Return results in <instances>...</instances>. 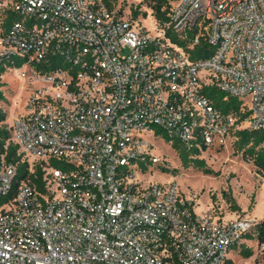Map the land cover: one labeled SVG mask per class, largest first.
Returning a JSON list of instances; mask_svg holds the SVG:
<instances>
[{"label": "built area", "instance_id": "1", "mask_svg": "<svg viewBox=\"0 0 264 264\" xmlns=\"http://www.w3.org/2000/svg\"><path fill=\"white\" fill-rule=\"evenodd\" d=\"M8 7L22 18L4 26ZM140 20L103 0H0V63L26 58L6 70L35 83L12 139L44 170L43 189L25 180L4 201L17 167L0 163V264H232L259 223L145 177L165 164L157 127L188 148L264 128V0H177L162 26ZM169 30L212 54L191 58ZM53 54L70 68L34 67ZM206 85L249 117L216 107Z\"/></svg>", "mask_w": 264, "mask_h": 264}, {"label": "rangeland", "instance_id": "2", "mask_svg": "<svg viewBox=\"0 0 264 264\" xmlns=\"http://www.w3.org/2000/svg\"><path fill=\"white\" fill-rule=\"evenodd\" d=\"M113 8H119L121 12L132 17V11L139 9L146 11L137 19L153 26L155 19L149 0H111ZM177 2V0H171ZM23 78L16 70L7 69L1 76L5 82L3 87L6 95L5 101H0V108L4 109L8 116L5 121L11 127L14 118L24 110V105L30 90L35 86L29 78ZM234 137L230 136L225 143L217 146H208L201 152L208 166L213 170L211 174H205L202 170L194 167L184 168L177 152L170 142L165 139L155 141L156 154L162 157L165 166L176 168L177 173L165 172L161 165L149 162L148 174L145 181L171 182L176 180L181 190L188 196L193 197L197 210L217 208L227 215L251 216L260 222L264 217V174L259 172L256 165L244 158L242 153H236L233 146ZM254 232V230H253ZM244 246L253 248L251 257H244L239 247L231 249L229 255L232 264H255L264 262V244H259L257 238H248Z\"/></svg>", "mask_w": 264, "mask_h": 264}, {"label": "trees", "instance_id": "3", "mask_svg": "<svg viewBox=\"0 0 264 264\" xmlns=\"http://www.w3.org/2000/svg\"><path fill=\"white\" fill-rule=\"evenodd\" d=\"M109 7H113L111 0H103ZM150 6L153 10V15L160 26L169 20V12L171 11V0H149ZM121 11V10H120ZM140 13L143 16L147 15V12H141L139 9L132 11V19H137ZM21 15L14 9L8 7L5 9L2 15V23L4 26H9L15 20L21 19ZM168 35L172 37V40L187 47V40L179 38L177 35L172 34L171 31H167ZM195 35V31L189 33V39H192ZM191 58L197 59L201 57H207L212 54V47L203 38L200 39L193 47H187ZM26 61V58L13 57L10 60H6L4 63H0V101L6 100V95L3 87L5 82L1 80V75L5 73L7 66L20 67ZM34 67L42 72L47 73L59 68H70V64L60 54H53L41 61H34ZM75 72V71H74ZM205 94L211 99L212 103L224 112H234L239 116L238 121L241 122L247 119L250 115V111H241V100L235 96L227 95L226 92L217 88L214 85L204 86ZM7 112L0 108V163L5 160L16 165L17 173L13 181L12 191L8 196L3 197L1 200H8L12 197L21 182L27 180L33 186H37L39 189L44 188V170L41 163L35 164L34 171L31 170V164L27 158L24 157V153L20 151V146L13 141V127L7 126L5 121L7 119ZM157 133L160 134L166 142H170L172 147L178 154L181 164L184 168L194 167L202 170L205 174L213 173V170L208 166L206 160L200 157L201 152L208 148V145L201 139H199L200 145H194L188 148L181 140L170 137L163 129L157 127ZM234 141L233 146L236 153H242L244 158L251 160L257 167L258 171L264 174V128L251 129V128H238L233 133ZM161 165L162 170L165 172L177 173L176 168H169L165 164ZM144 169H147V163H143ZM254 230V232H253ZM250 233L247 234V238H257L259 244H264V217L254 227ZM240 249V253L244 257H251L254 254V250L251 247L244 246ZM232 263V260H229ZM255 264H264V262H255Z\"/></svg>", "mask_w": 264, "mask_h": 264}]
</instances>
